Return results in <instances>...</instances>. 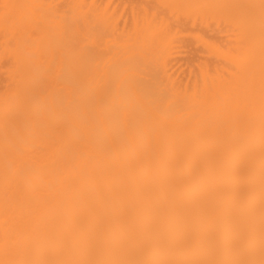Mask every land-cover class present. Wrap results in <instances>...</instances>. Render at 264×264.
<instances>
[{"label": "bare ground", "instance_id": "1", "mask_svg": "<svg viewBox=\"0 0 264 264\" xmlns=\"http://www.w3.org/2000/svg\"><path fill=\"white\" fill-rule=\"evenodd\" d=\"M0 264H264V0H0Z\"/></svg>", "mask_w": 264, "mask_h": 264}]
</instances>
